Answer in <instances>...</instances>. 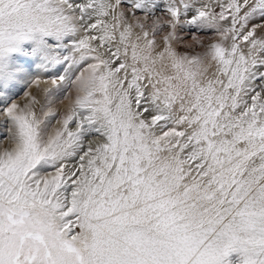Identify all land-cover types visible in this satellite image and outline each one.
<instances>
[{"label":"snow or ice","instance_id":"1","mask_svg":"<svg viewBox=\"0 0 264 264\" xmlns=\"http://www.w3.org/2000/svg\"><path fill=\"white\" fill-rule=\"evenodd\" d=\"M0 122V264H264V0H0Z\"/></svg>","mask_w":264,"mask_h":264},{"label":"rangeland","instance_id":"2","mask_svg":"<svg viewBox=\"0 0 264 264\" xmlns=\"http://www.w3.org/2000/svg\"><path fill=\"white\" fill-rule=\"evenodd\" d=\"M182 35L184 36V38L186 39V40H188L189 39V37H188V35L186 34V33H182ZM181 50H183V49H181ZM43 87V86H42ZM20 102L21 103H23V100L21 99L20 100ZM67 102H65V104H66ZM61 111H63V108H64V105H60L59 104V102L57 101V105H56ZM52 124L53 125H55V119L53 118L52 119ZM2 122H0V128H2ZM75 163V160H72V161H70L69 162V167H71L72 166V164H74ZM47 171H53V169H47ZM230 261H232V264H236V261L238 260V254H236V253H233V254H231L230 255V257L228 258Z\"/></svg>","mask_w":264,"mask_h":264}]
</instances>
